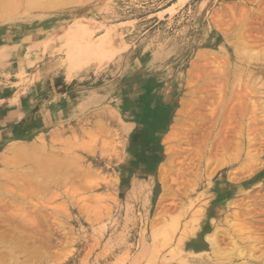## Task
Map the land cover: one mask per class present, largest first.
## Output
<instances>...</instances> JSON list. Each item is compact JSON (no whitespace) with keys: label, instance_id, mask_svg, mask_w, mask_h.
Masks as SVG:
<instances>
[{"label":"rangeland","instance_id":"1","mask_svg":"<svg viewBox=\"0 0 264 264\" xmlns=\"http://www.w3.org/2000/svg\"><path fill=\"white\" fill-rule=\"evenodd\" d=\"M6 1L0 25H58L40 49L60 70L78 71L92 48L172 88L179 72L202 115L172 124L162 183L159 159L147 179L146 161L124 160L146 144L122 142L130 128L110 105L76 113L72 143L66 128H43L28 171L0 177L25 198L23 223L0 222V264H264V0H73L12 13Z\"/></svg>","mask_w":264,"mask_h":264},{"label":"crops","instance_id":"2","mask_svg":"<svg viewBox=\"0 0 264 264\" xmlns=\"http://www.w3.org/2000/svg\"><path fill=\"white\" fill-rule=\"evenodd\" d=\"M57 28L37 20L0 25V171H28L26 155L16 160L10 152L12 145L41 142L37 136L45 127L66 128V142L72 143L69 133L76 113L103 112L110 105L122 125L130 128L122 142L132 148L146 144V155L133 158L126 152L124 160L136 159L140 166L146 161V179L154 177L153 160L159 159L160 164L166 158V137L172 124L200 120L202 104L194 89H188L179 72L174 88L164 82L167 78L160 72L132 71L131 67L122 72L118 55L103 62L92 48L78 71L74 67L60 70L58 61L48 58V51L44 57L40 49L46 35ZM203 115L206 119L207 111ZM64 121L67 123L60 125ZM138 137L142 140L137 142ZM154 151L159 156H153ZM4 187L0 189V222L6 218L21 224L25 216L23 188L15 184Z\"/></svg>","mask_w":264,"mask_h":264},{"label":"bare ground","instance_id":"3","mask_svg":"<svg viewBox=\"0 0 264 264\" xmlns=\"http://www.w3.org/2000/svg\"><path fill=\"white\" fill-rule=\"evenodd\" d=\"M71 2H73V0H25L24 2H22V3H16L14 0L12 1V0H8V1H6V2H4V4L2 5V10L4 11V12H8V13H12L14 10H15V7H17V6H19L20 4L23 6H25L26 8H28L29 10L30 9H35V8H38V9H46V8H49V9H59V8H61V7H64L66 4H70ZM3 13V12H2ZM189 88V87H188ZM173 127V126H172ZM171 129L172 128H170L169 130H168V135L170 134V132H172L171 131ZM54 138H55V136L53 135V137L51 138L52 140H54ZM168 139V138H167ZM166 139V140H167ZM35 143L36 142H34V143H28L27 145H25V147H24V145L23 146H21V147H19L18 145H12L11 146V148H10V152L11 153H13V155H15V159L17 160V159H19V158H17V157H23L24 156V154L26 155V159H27V157H28V155L29 154H31V151H33V149H35L34 148V146H35ZM37 146V145H36ZM35 146V147H36ZM40 148V147H39ZM38 149V148H37ZM36 150V149H35ZM167 152V151H166ZM34 153H36V152H34ZM33 153V154H34ZM169 154H170V152H169ZM40 155V154H39ZM31 156V155H30ZM29 156V157H30ZM51 157V156H50ZM169 158L170 157H168V152L166 153V158L160 163V165H159V171H158V176H159V179H160V181H161V183H162V180H163V178H164V172L165 171H167L166 169L168 168V166H170L171 164H169ZM39 159V158H38ZM15 160V161H16ZM28 160H29V158H28ZM33 160H34V158H33ZM49 161V160H48ZM25 162H26V160H25ZM37 162V161H36ZM35 162V163H36ZM41 162V161H40ZM50 162V161H49ZM55 163V162H54ZM54 166V165H53ZM32 167V166H31ZM42 171V170H41ZM45 171V170H44ZM39 172V171H38ZM2 173H3V170L2 171H0V177H1V175H2ZM6 174V173H5ZM144 174H145V176H146V172H144ZM5 176V175H4ZM7 176V178H8V175H6ZM5 176V177H6ZM2 178H4V177H2ZM36 179V178H35ZM34 179V180H35ZM8 180V179H7ZM129 183V182H128ZM165 188V187H164ZM19 203V202H18ZM214 230H216V229H214ZM206 241H208V243L211 245V246H215L216 245V243H217V236H216V234L214 233V232H212L211 231V233H209L207 236H206ZM14 244H16V243H14ZM13 244V245H14ZM238 247V246H237ZM236 247V248H237ZM215 248V247H214ZM217 248V247H216ZM239 248V247H238ZM217 253V252H216ZM238 253V252H237ZM218 254V253H217ZM222 254V253H221ZM226 254V253H225ZM239 254H241L240 252H239ZM4 255V254H3ZM224 255V254H223ZM223 255H219V256H223ZM7 258V257H6ZM228 261V260H227Z\"/></svg>","mask_w":264,"mask_h":264}]
</instances>
